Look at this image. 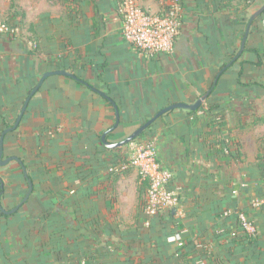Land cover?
<instances>
[{
	"label": "crops",
	"instance_id": "crops-1",
	"mask_svg": "<svg viewBox=\"0 0 264 264\" xmlns=\"http://www.w3.org/2000/svg\"><path fill=\"white\" fill-rule=\"evenodd\" d=\"M168 4L139 0L158 14ZM228 4L184 0L174 52L145 55L125 40L116 0H0V19L19 29L0 34V138L46 73L85 83L48 77L5 137L3 160L21 163L0 166V205L20 208H0V264H264V15L247 41L258 53L245 52L214 86L246 31L233 27L238 7ZM210 89L198 111L174 109L144 133L181 197L180 208L149 218L139 172L109 173L126 152L102 141L117 112L96 90L119 111L106 138L115 144ZM240 212L255 237L238 229Z\"/></svg>",
	"mask_w": 264,
	"mask_h": 264
},
{
	"label": "built area",
	"instance_id": "built-area-1",
	"mask_svg": "<svg viewBox=\"0 0 264 264\" xmlns=\"http://www.w3.org/2000/svg\"><path fill=\"white\" fill-rule=\"evenodd\" d=\"M124 17L123 35L125 40L140 54L157 55L172 54L177 37L183 25L184 0H169L163 13H153L143 9L139 0H116ZM0 34L17 37L19 29L0 19ZM136 169L143 181L148 184V192L144 202V211L149 218H154L167 210H176L181 206V197L171 189L173 172L164 166L159 158L156 141H143L133 150L125 154L116 164L109 168V173L123 174ZM242 188L246 184L241 183ZM239 190H234L237 195ZM226 215H229L227 213ZM238 229L247 234H256L257 227L249 216L238 213ZM234 230L232 236H236ZM173 241L183 248L185 243L181 236H175ZM195 260L189 264H201Z\"/></svg>",
	"mask_w": 264,
	"mask_h": 264
},
{
	"label": "water",
	"instance_id": "water-1",
	"mask_svg": "<svg viewBox=\"0 0 264 264\" xmlns=\"http://www.w3.org/2000/svg\"><path fill=\"white\" fill-rule=\"evenodd\" d=\"M264 14V5L262 7H260L257 11H255L250 19H249V22H248V25H247V28H246V31H245V35L243 37V40H242V43H241V47H240V50L239 52L237 53V55L219 72L217 78L215 79V82H214V86L217 85L218 83V80L220 78V76L226 71L228 70L241 56L242 54L244 53L245 51V48H246V43H247V40H248V37H249V34H250V30H251V27L252 25L254 24L255 20L258 19L260 16H262ZM54 75H60V76H66L68 78H71V79H74L78 82H81L82 84H85L84 82H82L81 80H79L75 75L69 73L68 71H56V72H48L46 73L43 78L40 80L39 84L36 86V88H34V90L29 94L24 106H23V109L21 111V114L20 116L18 117L16 123L14 126H12L11 128H8L6 129L3 133H2V136L0 138V166H5L7 164H9L11 161H18L21 163L20 159H18L17 157H12V158H9L8 160H3V153H4V142H5V137L8 133L10 132H13L15 131L23 117H24V114L26 113L27 111V108H28V105L32 99V97L39 91V89L41 88V86L43 85L44 81L50 77V76H54ZM213 89V88H212ZM212 89H210L203 97H201L196 103L194 104H185V103H178V104H174L168 108H165L163 110H161L160 112H158L152 119H150L147 123H145L144 125H142L139 129H137L133 134H131L129 137H127L125 140L121 141V142H118V143H115V144H110L107 142V135L109 133H111L113 130H115L118 125H119V111L116 107V104L104 93L100 92V91H97V93H99L101 96H103L104 98L108 99L116 108V112H117V124L110 130H108L102 137V141L103 143L110 149H117V148H122L126 145H129L130 143L134 142L138 137H140L148 128H150L152 126V124L154 122H156L161 116H163L164 114L174 110V109H177V108H182V109H186L188 111H192V112H196L198 111L201 106L203 105V103L206 101V99L210 96L211 92H212ZM25 170V168H24ZM26 177H27V174L25 173ZM29 191L26 195V197L24 198L23 203L27 202L28 199L30 198L32 192H33V184L31 182H29ZM4 188V184L0 178V190H2ZM0 208L2 210V207L0 205ZM20 208V206H18L17 208H15L14 210L10 211V212H7V211H4L2 210L4 213L6 214H13L15 213L18 209Z\"/></svg>",
	"mask_w": 264,
	"mask_h": 264
},
{
	"label": "rangeland",
	"instance_id": "rangeland-1",
	"mask_svg": "<svg viewBox=\"0 0 264 264\" xmlns=\"http://www.w3.org/2000/svg\"><path fill=\"white\" fill-rule=\"evenodd\" d=\"M230 3L235 4V7L236 8L238 7L237 10H241L240 14L242 16H247L248 22H249L251 15L255 11H257L260 7H262L264 5V0H249V1L248 0H231ZM183 6H184V4H183ZM182 9H183V13H184V8H182ZM231 16L232 15L230 14L229 18ZM183 19H184V16H183ZM225 19H227V18H225ZM225 27H227V25ZM142 139H144V134H142L140 137H138L134 142L130 143L129 145L124 146L122 149H125L126 153L131 152V151L133 152V150L137 147V145H139L143 142Z\"/></svg>",
	"mask_w": 264,
	"mask_h": 264
},
{
	"label": "trees",
	"instance_id": "trees-1",
	"mask_svg": "<svg viewBox=\"0 0 264 264\" xmlns=\"http://www.w3.org/2000/svg\"><path fill=\"white\" fill-rule=\"evenodd\" d=\"M228 1H229V4H231V3H230L231 0H228ZM248 1H249V0H248ZM226 2H227V1H226ZM229 4H228V5H229ZM240 11H241V10H237L236 12L233 13V16H234V18H235V22H234V24H233V25H234L233 27H236V26H237V28H238L239 26H238L237 23L240 21L241 23H244V24H243V27L246 29L247 22H248V18H247V16H242V15L240 14ZM263 15H264V14H263ZM261 17H262V16H260L258 19H256L255 22H257ZM230 20H231V19L229 18L228 21L230 22ZM236 21H237V22H236ZM255 22H254V23H255ZM7 23H8V22H7ZM253 25H254V24H253ZM253 25H252V27H253ZM241 27H242V26H241ZM252 27H251V29H252ZM250 33H251V30H250ZM249 35H250V34H249ZM248 38H249V37H248ZM247 41H248V40H247ZM238 50H239V49L237 48V51H236L235 53H237ZM247 51H251V52H253V53H258L257 50H255V49H250V48L248 47V43H246V48H245L244 53L247 52ZM244 53H243V54H244ZM243 54H242V56H243ZM242 56H241V57H242ZM233 57H234V56H232L231 59H232ZM241 57H240L237 61H239V60L241 59ZM237 61H236V62H237ZM236 62H235V63H236ZM235 63H234V64H235ZM225 65H226V64H224V66H225ZM224 66H223V67H224ZM232 66H233V65H232ZM223 67H222V68H223ZM226 71H227V70H226ZM226 71H225V72H226ZM145 132H146V131H145ZM145 132H144V133H145ZM144 133H143V134H144ZM118 174H119V173H115V174H113V175H118ZM146 183H147V182H146ZM255 226H256V225H255ZM232 233H233V232H232ZM246 235L249 236V237H255V236L257 235V233H256V234H252V235L246 233ZM231 236H232V234H231ZM232 237H233V238H234V237H237V233H236V236H232ZM195 260H196V259L194 258V260L191 261V262H194ZM188 264H189V263H188Z\"/></svg>",
	"mask_w": 264,
	"mask_h": 264
}]
</instances>
